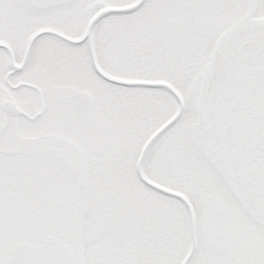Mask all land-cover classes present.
Masks as SVG:
<instances>
[{
	"label": "snow or ice",
	"instance_id": "1",
	"mask_svg": "<svg viewBox=\"0 0 264 264\" xmlns=\"http://www.w3.org/2000/svg\"><path fill=\"white\" fill-rule=\"evenodd\" d=\"M0 264H264V0H0Z\"/></svg>",
	"mask_w": 264,
	"mask_h": 264
}]
</instances>
